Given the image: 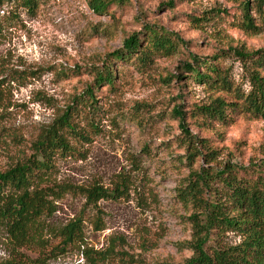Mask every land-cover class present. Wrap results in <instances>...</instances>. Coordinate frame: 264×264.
Returning <instances> with one entry per match:
<instances>
[{
	"label": "rangeland",
	"instance_id": "374dc122",
	"mask_svg": "<svg viewBox=\"0 0 264 264\" xmlns=\"http://www.w3.org/2000/svg\"><path fill=\"white\" fill-rule=\"evenodd\" d=\"M243 1L171 0L168 5V0H126L110 3L102 13L92 11L88 0H36L31 8L22 0L1 1L0 170L27 156L41 128L67 106H72L69 111L76 108L75 98L92 83L93 71L109 62L112 86L98 84L93 106L72 112V124L83 137L66 133L72 151L56 156L53 179L108 189L124 184L119 198L95 204L86 203L79 193H64L44 219L45 241L32 242L21 252L31 258L46 254L57 241L48 230L80 217L83 246L103 254L94 264L180 263L191 255L183 242L191 238L192 210L178 202L174 189L192 166L172 106L186 110L188 132L207 137L218 148L211 165L226 160L248 165L264 159V118L229 108L225 122H204L191 111L220 92L187 71L175 77L179 62L188 61L189 54L209 59L214 55L213 62L232 84L248 92L251 66L233 49H264V5L260 16L253 7L260 0H247L249 14L260 26L256 33H247L237 26ZM144 24L162 27L183 43L169 55L154 53L144 65L132 55L110 59L123 38ZM97 216L99 230L93 227ZM213 237L221 246L242 238L233 231ZM81 248L69 246L62 254L45 257L42 264H87ZM11 251L0 224V264Z\"/></svg>",
	"mask_w": 264,
	"mask_h": 264
},
{
	"label": "trees",
	"instance_id": "16d2710c",
	"mask_svg": "<svg viewBox=\"0 0 264 264\" xmlns=\"http://www.w3.org/2000/svg\"><path fill=\"white\" fill-rule=\"evenodd\" d=\"M3 0H0V3ZM27 8L36 0H22ZM126 0H88L92 11L104 12L110 3H125ZM171 5V0H168ZM264 1L253 7L262 16ZM241 19L237 26L247 33H256L260 26L249 14L250 5L244 0L240 6ZM183 40L177 35L155 25H143L139 31H132L122 40L120 48L109 53L110 59L127 60L132 55L135 62L144 65L154 53L169 55ZM238 57L249 64L248 80L250 89L243 93L232 84L225 72L206 56L189 54L188 61L179 62L175 77H182L187 71L194 79L200 80L209 89L220 92L214 94L209 103L195 105L192 115H200L204 122H225L228 109L245 111L254 117L264 118V49H233ZM200 67L203 71H200ZM92 83L85 86L83 96L78 95L76 104L67 106L49 124L43 126L31 143V152L13 165L0 170V224L12 245L11 256L3 264H42L45 257H55L64 253L69 246L80 248L87 264H94L101 252L83 246L82 220L75 217L48 231L57 240L50 244L46 254L33 258L20 251L35 241L44 242L41 232L46 229L44 219L55 210V200L64 193L81 194L85 202L95 204L98 199H117L124 191L123 182L112 189L98 184L79 186L68 182H56V156L69 153L72 147L66 133H77L72 124V115L77 110L93 106V88L104 83L112 86L113 72L109 62H102L93 71ZM30 75V72H29ZM186 75V77H187ZM16 77H25L20 73ZM228 94L230 96H225ZM70 112V113H69ZM73 112V113H72ZM186 110L180 104L173 105L171 113L178 120L179 129L185 135V150L192 166L176 185L175 197L185 207L191 208V238L183 244L192 250L191 255L180 263L156 264H264V159L248 165L236 164L229 160L221 165H211L218 153L216 146L208 143V138L188 132L184 126ZM201 159V162L198 160ZM197 161V162H195ZM195 163V165H193ZM96 230L102 228L100 218L93 221ZM226 231L237 232L241 240L230 246L213 243V234ZM46 244V243H45ZM45 246V245H43Z\"/></svg>",
	"mask_w": 264,
	"mask_h": 264
}]
</instances>
